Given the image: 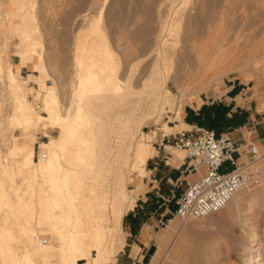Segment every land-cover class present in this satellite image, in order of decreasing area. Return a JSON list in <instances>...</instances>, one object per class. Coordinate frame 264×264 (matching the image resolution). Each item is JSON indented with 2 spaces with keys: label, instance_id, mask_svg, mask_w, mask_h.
<instances>
[{
  "label": "bare ground",
  "instance_id": "bare-ground-1",
  "mask_svg": "<svg viewBox=\"0 0 264 264\" xmlns=\"http://www.w3.org/2000/svg\"><path fill=\"white\" fill-rule=\"evenodd\" d=\"M171 2L175 3L174 0ZM11 3L17 8L16 13L9 8ZM198 5L193 6L192 9L202 8L200 11L205 9L204 2ZM187 12L182 13L174 27L169 23L164 30L180 35L183 49L178 50L176 59L184 63L194 60L193 58L198 61L197 63L195 60L192 61L193 65L198 63L200 65L197 67L194 65L196 68L194 67L193 70L191 66L188 68L185 64L182 69L187 72L191 68L195 73L194 76L201 79V86L196 84V87L191 88L194 91L197 88L198 92H201L208 90L215 80L211 78L207 80L211 76H208L209 72L212 73L213 78H219L233 70L232 65L236 55L232 51H227L228 49L219 42L218 24L214 16L204 13L206 16L203 20H199L197 14L192 15L190 10ZM14 15L20 16L22 21L13 19L12 26L9 28L6 26V20ZM0 17V32L15 34L19 38L20 43L14 48L13 54L19 56L21 61L32 59L35 55L39 56V62L34 65V68L41 72L44 78L48 77L50 74L45 63V55L40 49L43 40L37 35L35 0H0ZM99 21H101L100 16L95 21L90 20L88 37L83 36L85 32L76 35L72 51L73 69H71L76 75L70 84L72 87L74 82L73 88L68 87L71 89V94L70 96L69 93L67 94L70 99L67 97L69 103L66 102L65 107H62L64 99L60 98L59 88L57 86L49 88L39 77V88L44 92L45 113L39 112L27 97L26 86L20 82V74L14 68L13 62L11 59L5 60V57L9 55L8 48L4 47L5 52L2 50L4 53H0V76L5 74L1 78L4 87L0 84L5 88L4 91L0 90V264H108L115 258L119 246L124 241L122 220L128 208H132L135 203V197L128 190L127 185L139 180L140 176L146 173V163L153 153V146L150 139L146 140L147 136L143 127L132 130L117 123L114 125L127 134L124 137H122L123 134L115 137L119 147L116 150L117 154L111 159L113 149L102 139V127L107 120L92 111L88 103L92 95L101 93H113L120 101L131 97H152V94H155L152 98L154 110L145 116L143 126L150 119L160 121L167 109L170 110L174 104L171 90L167 87L172 71L170 66L160 67L161 55L158 51V55L152 62L155 68L152 70L153 75H142L144 77L140 79L139 85L134 84V81L131 83L127 73L129 66L124 72L125 62L122 64L120 58H123L118 57L119 54H116L114 45L109 44V37L102 31ZM0 37L3 39V35ZM159 38H161L160 43L165 41L163 35ZM1 43L3 45L4 42ZM252 47L250 45V48ZM187 63L191 65V62ZM180 71L177 70V73L180 74ZM185 82L188 83V81ZM194 82L191 84L195 85L196 82ZM181 85L183 86L182 83ZM136 87H140L142 91L139 89L136 91ZM179 92H181L180 98L187 94V91ZM5 94L10 96L12 101L7 120L3 117ZM181 114V110L176 109V118H180ZM39 124L45 127H57L58 132L56 135L49 134L48 140L41 141L36 152L32 145L36 140L33 129ZM182 124L188 126L183 122ZM7 126L12 128L11 134L15 141L20 138L16 130L22 128V131L26 132L24 144L17 145L16 153L19 159L14 161H10L2 150L3 143L7 139L4 136ZM172 127L164 123L166 132ZM129 138L132 141L129 142ZM35 154L38 156L37 160ZM110 161L117 164L122 175L121 183L104 194V201L108 199L113 201L111 214L107 215L102 213L103 205L97 201L98 191L88 180L93 177L97 165ZM125 169H127L126 173ZM12 174L20 178H11ZM242 191H244L243 188L235 192L230 200L217 211L232 210L234 204L238 209L242 201L240 199ZM227 214L230 219L239 222L240 227L237 229H240V234L247 235L252 226L234 213L230 214L228 211ZM260 244L259 236L246 241L239 252V258L241 260L252 258L256 264H264V258L259 253ZM163 256H165V249L159 247L152 258V264L157 263Z\"/></svg>",
  "mask_w": 264,
  "mask_h": 264
},
{
  "label": "rangeland",
  "instance_id": "rangeland-1",
  "mask_svg": "<svg viewBox=\"0 0 264 264\" xmlns=\"http://www.w3.org/2000/svg\"><path fill=\"white\" fill-rule=\"evenodd\" d=\"M169 1L35 0L38 22L37 35L43 40L40 49L44 52L45 63L48 66L49 73H51L48 77H43L45 80L42 77L32 76L25 80L26 83L21 79L20 82L26 86L27 97L39 112L45 113L44 92L39 88L40 80L46 82L49 88L55 86L59 88L60 98L64 99L62 107H65L70 99L67 94L69 93L70 96L74 82L71 85L72 87H70V84L74 81L72 79L76 75L71 70L73 69L72 51L76 35L85 32L86 34L83 33V36L88 37L90 20L95 21L98 16L101 17L99 22H101L102 31L109 37V44L114 45L113 48L116 54H119L118 57L123 58H120L122 64L125 62L123 64L124 72L129 66L127 73L131 83L134 81V84L139 85L140 79L144 77L142 75H153L152 70H155V68L152 62L159 51V55L162 57L159 58L160 67H171L172 75L167 81V87L171 90L174 104L170 110L167 109L160 121L150 119L144 123L143 130L147 136L146 140L150 139L153 153L147 160L146 173L140 176L141 179L132 181L127 185L128 190L135 197V203L132 208H128L122 220V235L125 238V243L119 246L115 258L108 264H152V258L159 247L165 249V256L161 257L155 264H256L252 258L241 260L239 252L246 241L259 236L261 239L259 253L264 258V178L260 185L243 188L244 191L240 193V199L243 203L240 201V206L237 204L238 209L234 204L233 208L231 207L232 210L222 209V211L214 212L207 217L189 218L181 221L177 217L174 218L171 211H175L177 200L186 188L187 183L197 179L200 172L195 173L189 166L186 150L177 147L165 148L164 144H167L166 137L168 135L173 137L174 134L193 126L188 124L190 123L189 111L192 110L188 104L194 106L193 103H197L198 107L200 103L205 101L206 104L202 106L208 105L206 107L213 109L214 113L207 112L202 123L203 126L212 127L217 133L230 132L247 139H260L262 144H259V147L264 152V131L262 130V124L264 123V0H174V4L173 1ZM202 1L205 5H203L204 8L209 9L208 11L205 9H203L205 12L200 11L202 8L192 9L198 3L199 5L203 4ZM11 4H9V8L16 13L17 8ZM189 10L192 15L197 14L199 20H203L207 13L214 16L218 24L219 42L228 49L227 51H232L236 55L233 62L235 66L232 65L233 70L219 78H213L212 73L209 72L208 76H211L207 80H215L208 90L201 92H198L197 88L196 91L191 89L196 87V84L201 86V79L194 76V71L192 72L193 68L199 65L198 63L194 66L192 61L195 60L196 63L198 61L193 58L194 60L187 61L191 62V65H188L190 63H184L176 59V55L179 53L178 50L183 49L180 35L164 30L165 27L169 26V23L174 27L182 13L186 14ZM18 17L20 16H11L10 19L6 20V26L11 28L13 19L22 21L21 17ZM160 33L165 38V41L161 43ZM0 34V36L3 35V39L0 37V42H4L3 45L0 44V47L2 46L0 53L8 48L7 53L9 55L5 57V60L11 59L16 64L20 63V57L13 54L14 48L18 45L19 38L17 35L8 32L6 34L0 32ZM145 42L146 45L150 43L147 45L148 48ZM250 45L251 47L254 45L253 49L250 48ZM149 49L151 50L149 51ZM139 54L140 56H138ZM172 55H174L173 58ZM172 63L173 65H171ZM184 64L188 68L191 66L192 70L190 68L189 71L185 72L182 69ZM179 65H182L181 68ZM177 70L178 72L181 70L180 74L177 73ZM32 71L33 68L30 63L27 65L22 64L19 71L20 77ZM36 74L40 75V72H36ZM1 76L0 84H3L4 87L1 78L5 74ZM187 78L190 79L187 80ZM189 80H191L190 83ZM193 82L195 85L191 84ZM185 83L187 84L185 85ZM3 87L0 90L4 91L5 88ZM68 87L71 89H68ZM182 87L184 88L182 89ZM137 89L142 91L140 87H136L135 90L138 91ZM184 89L186 90L184 91ZM181 90L183 92L187 91L183 98H180L181 92L179 91ZM190 90L192 91L190 92ZM222 94L226 95L224 96L226 98L223 97L222 99L230 101L231 105H226L220 100ZM5 96L3 117L6 119L12 108V101L10 96L7 95V98ZM154 97L155 94H152V98ZM211 100L213 102L209 103ZM176 109L181 110L180 118H176ZM186 111H188V114ZM228 119H233V121ZM182 122L188 126L183 125ZM164 123L173 126L172 129L166 132ZM113 124L117 125L116 123ZM56 128L39 124L33 129L36 135V141L34 142L36 152L39 149L40 141L48 140L49 134H57L58 128ZM111 129L114 130V132L109 133V141L113 148L111 159H113L119 147L115 137L122 134V137H124L127 133L117 127ZM22 130V128H19L16 132H19L20 138L25 140L26 132ZM106 130L107 132L110 131L109 129ZM11 133L12 128L10 129L7 126L4 131L5 139H7L3 143L2 150L10 161H14L19 159V155L16 153L19 138L15 141ZM163 137L166 138L164 143L162 142ZM128 141L130 142L132 139L129 138ZM171 158L176 160L172 161ZM35 159L37 160L38 156H35ZM261 166L264 172V158ZM184 167H186V170L181 172ZM126 171L127 169L124 172L126 173ZM17 177V175H11V178ZM141 181L145 183V189L138 194ZM22 186L24 185L22 184ZM97 201L103 205L102 213L110 215L113 201L111 199L106 201L97 199ZM228 211L239 218H244L245 223L252 226L247 235L242 236L240 234V229H237L240 227L239 222L230 219L227 214ZM160 217L172 218L167 227L156 225V221ZM109 223L112 224L111 216ZM141 229L147 231V239L140 240L138 231ZM93 255L95 256V252H93Z\"/></svg>",
  "mask_w": 264,
  "mask_h": 264
},
{
  "label": "built area",
  "instance_id": "built-area-1",
  "mask_svg": "<svg viewBox=\"0 0 264 264\" xmlns=\"http://www.w3.org/2000/svg\"><path fill=\"white\" fill-rule=\"evenodd\" d=\"M166 138H162L163 143L165 139L167 142L165 148H184L189 166L195 173L200 172L197 179L187 183L178 198L175 211H171L174 218L185 221L208 216L222 208L235 192L260 185L264 178L260 139H247L230 132L217 133L200 125ZM170 220L160 217L156 225L166 227Z\"/></svg>",
  "mask_w": 264,
  "mask_h": 264
},
{
  "label": "crops",
  "instance_id": "crops-1",
  "mask_svg": "<svg viewBox=\"0 0 264 264\" xmlns=\"http://www.w3.org/2000/svg\"><path fill=\"white\" fill-rule=\"evenodd\" d=\"M19 43L20 42L18 40V44ZM19 59H20V63L16 64L13 62L14 68L18 72L20 71L22 64L27 65L28 63H30L31 67L33 68L32 72H29L27 75L20 77V79L23 82L26 83L25 80H27L28 78H31L32 76L43 78L42 73L40 72V75L36 74V72H39V71L35 70L34 68V65L39 62L38 60L39 56L35 55L33 56L32 59H29L26 61H21V58ZM224 96L226 95L222 94L220 100L223 101V103L226 105H231L230 101H224V99L226 98ZM223 97L224 99H222ZM214 99L216 100V97ZM213 100H211L209 103L213 102ZM193 104L194 106H192L191 104H188L192 108V110L189 111V117H190L189 122L190 123L188 124H190L191 126L192 125L203 126L202 123L204 122V118L207 112H209L210 114H213L214 110L209 107H206L208 105L202 106L203 104H206L205 101L200 103L198 107H197V103H193ZM88 106L92 111L98 113L105 120H107L104 122L103 127H102V132H103L102 139L105 141V143L111 146V143L109 141L110 140L109 133L114 132V130H112L111 128L116 127L112 123H116V124L118 123L123 126H127L128 128L132 130H137L140 127H143V121H144L145 116L149 113H152L154 110V101L152 97H131L124 101H120L113 93H101V94L92 95L89 100ZM231 110L233 109L231 108ZM186 113L188 114V111H186ZM228 120L233 121V119H228ZM108 121H111L112 123ZM208 128L213 129L212 127H208ZM106 129H109L110 131L107 132ZM34 142L32 143L33 147H34ZM18 143L23 145L24 140L19 138ZM40 143L41 141L39 142V146H40ZM35 156L37 155L35 154ZM171 160L175 161L176 159L173 160L171 158ZM177 168H179V166H177ZM185 170H186V167L182 168L181 172H184ZM121 175H122V172L121 170L117 168V164L110 161L105 164L97 165L95 167V173L93 177L89 179L88 182L93 187H95V189L98 191V194H99L98 199L100 201H104V194L106 193V191L111 190L114 186L121 183ZM144 189H145V183L141 181L138 194L140 192H143ZM147 234H148L147 231H144V229H141L140 231H138V235L141 238L140 240L147 239ZM124 243H125V238H124L123 245Z\"/></svg>",
  "mask_w": 264,
  "mask_h": 264
}]
</instances>
